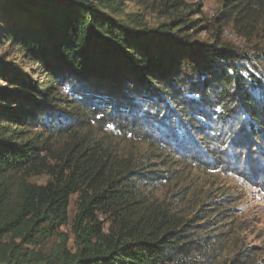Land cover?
<instances>
[{
	"label": "trees",
	"instance_id": "trees-1",
	"mask_svg": "<svg viewBox=\"0 0 264 264\" xmlns=\"http://www.w3.org/2000/svg\"><path fill=\"white\" fill-rule=\"evenodd\" d=\"M115 2L0 0V44L34 66L0 59V264H216L228 244L218 227L230 210L202 204L180 216L156 197L172 179L158 156L120 154L80 130L95 124L152 146L147 130L160 128L175 130L178 148L208 139L263 152L255 141L264 142V54L252 61L223 33L233 25L243 36L264 22V1L224 0L208 43L193 39L200 27L183 0H166L170 21L156 28L113 18ZM36 128L47 144L70 137L60 168L46 166L41 142L30 141ZM36 168L53 177L32 183ZM73 195L83 202L71 246L61 229ZM252 257L241 251L230 264Z\"/></svg>",
	"mask_w": 264,
	"mask_h": 264
},
{
	"label": "rangeland",
	"instance_id": "rangeland-1",
	"mask_svg": "<svg viewBox=\"0 0 264 264\" xmlns=\"http://www.w3.org/2000/svg\"><path fill=\"white\" fill-rule=\"evenodd\" d=\"M90 1L95 4L97 2V0ZM183 1L190 7L187 20L194 21L200 27L197 31L198 35L193 39L204 43L210 42L213 36L212 30L217 29V26L213 27L214 20L221 14L224 0ZM116 2L119 5L118 10H114L113 7H110L112 10H107L108 14L115 19L127 20L130 17L135 20V24L146 25L149 28H156L170 21V8H166V0H116ZM241 33L243 36L238 34L233 25H228L224 28L223 38L235 49L252 58V61L260 58L264 54V22L261 21L253 28L243 29ZM0 59L16 62L26 70L34 69V66L22 58L17 49L7 45L0 44ZM61 92L66 93L63 90ZM234 118L233 115L232 126L235 124ZM213 126L212 124L211 128L214 129ZM92 127L93 129L80 130L82 139L103 140L105 145L120 154L133 153L138 158L148 154L158 156L156 165L166 164V167L172 170V179L160 186L155 194L160 201L169 203L180 216L187 218L194 216L202 204H208L207 208L230 210V219L218 227V232L224 233L223 236L228 239V244L216 264H230L234 256L241 251L250 256L253 255L251 262L254 264H264V150L258 154H251L247 145L237 149L233 141L228 142V147L220 149L219 145L208 139L204 141L210 143L207 145H200L197 139L198 143L193 144L194 149L190 145L191 142L187 141L182 143L183 147L178 148L174 141L175 130L167 133L165 129L160 128L158 131L147 130L154 141L151 146L136 138L125 139L115 134L110 128L100 129L95 124ZM212 130H209V134ZM221 134L223 139H229L230 131L221 130ZM45 136L40 128L31 130L29 135L30 141L41 142L45 165L49 168H60L64 164L65 155L72 148L70 137L54 139L47 144ZM255 142L259 146L264 144L259 140ZM200 146H206L209 149L200 148ZM212 158L225 171L213 169L214 165L218 166V164ZM34 173L30 181L38 185L46 184L53 177L49 169L36 168ZM82 202L83 199L79 195L71 197L69 222L61 229L63 233L70 236L71 246L74 238L73 221ZM101 220L108 229L109 224L105 218ZM53 243L55 242H52L51 246ZM249 249L251 252H246Z\"/></svg>",
	"mask_w": 264,
	"mask_h": 264
}]
</instances>
